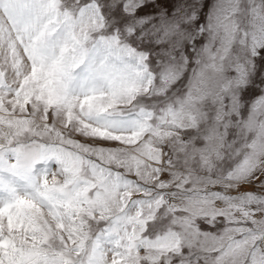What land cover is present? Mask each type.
Returning <instances> with one entry per match:
<instances>
[{"label":"snow or ice","instance_id":"obj_1","mask_svg":"<svg viewBox=\"0 0 264 264\" xmlns=\"http://www.w3.org/2000/svg\"><path fill=\"white\" fill-rule=\"evenodd\" d=\"M0 264H264V0H0Z\"/></svg>","mask_w":264,"mask_h":264}]
</instances>
